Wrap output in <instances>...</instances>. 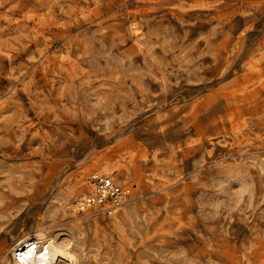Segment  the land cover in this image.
<instances>
[{
    "label": "rangeland",
    "instance_id": "374dc122",
    "mask_svg": "<svg viewBox=\"0 0 264 264\" xmlns=\"http://www.w3.org/2000/svg\"><path fill=\"white\" fill-rule=\"evenodd\" d=\"M1 101L0 262L97 217L87 264H264V0H0ZM102 166L124 234L61 207Z\"/></svg>",
    "mask_w": 264,
    "mask_h": 264
},
{
    "label": "bare ground",
    "instance_id": "6f19581e",
    "mask_svg": "<svg viewBox=\"0 0 264 264\" xmlns=\"http://www.w3.org/2000/svg\"><path fill=\"white\" fill-rule=\"evenodd\" d=\"M0 106L3 108L4 102L1 101ZM234 134L236 136L238 135L236 131L234 132ZM99 170L100 172H94L93 174H100V175L107 174V176L115 175L114 176L115 179H118V177L116 178V176H117V173L120 172V168L111 170L110 168L106 166L100 167ZM121 175L122 177L121 179H118V182L123 186H127L130 183L129 178H128V173L125 170L123 171ZM88 178H86L84 184L89 186ZM74 195H75V192H74ZM70 196L71 195H69V197ZM79 196H77L75 199L73 198L74 200L71 201L70 203L67 202V199H65L63 205L61 204L62 209L66 210L68 208L72 210V212L79 214L80 212L79 205H78ZM130 201L131 199L129 197L118 209L113 211L111 216L109 217L110 219H112L111 224H113L114 228L117 231H119V233L121 234H124L126 232V230L128 229L127 227L129 228L134 227L137 223H139V220L142 218V215L146 214L142 206L136 207L132 204H129ZM141 210L142 211L144 210V211L141 213ZM83 213L85 215L91 214V212H88L87 210H85ZM99 224H100V221L97 219V217H94V219H92V221H88V223L77 221L70 227L65 226V227L56 228V229L55 228L48 229L44 227V224H38L36 226L35 231L25 233L22 235H18L13 239V242L10 244L9 252L2 258L0 264H61V262L62 263L66 262L67 264H87L86 257L84 255V251H85L84 245L85 244L83 245V243L80 241H77L76 238L78 237V235L84 236L89 232V230L90 231L92 230L93 233L95 234V237H97V240H98V238L100 237L99 236L100 232L98 233L99 226H100ZM84 238H86V236L83 237V239ZM87 245L88 243L86 244V248H87ZM89 259H90V256H89ZM97 262H98V259H97Z\"/></svg>",
    "mask_w": 264,
    "mask_h": 264
},
{
    "label": "built area",
    "instance_id": "2783aa9c",
    "mask_svg": "<svg viewBox=\"0 0 264 264\" xmlns=\"http://www.w3.org/2000/svg\"><path fill=\"white\" fill-rule=\"evenodd\" d=\"M89 189L80 194L79 213L85 210L111 216L130 196L132 191L107 175L93 174L89 177Z\"/></svg>",
    "mask_w": 264,
    "mask_h": 264
}]
</instances>
